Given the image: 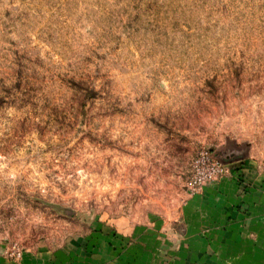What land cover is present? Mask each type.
Here are the masks:
<instances>
[{
	"label": "rangeland",
	"instance_id": "obj_1",
	"mask_svg": "<svg viewBox=\"0 0 264 264\" xmlns=\"http://www.w3.org/2000/svg\"><path fill=\"white\" fill-rule=\"evenodd\" d=\"M203 147L264 159V0H0L11 255L176 214Z\"/></svg>",
	"mask_w": 264,
	"mask_h": 264
},
{
	"label": "crops",
	"instance_id": "obj_2",
	"mask_svg": "<svg viewBox=\"0 0 264 264\" xmlns=\"http://www.w3.org/2000/svg\"><path fill=\"white\" fill-rule=\"evenodd\" d=\"M213 153L233 155L223 161L232 172L201 193L185 187L176 214L99 219L65 243L19 257L7 245L0 264H264V159L236 147Z\"/></svg>",
	"mask_w": 264,
	"mask_h": 264
},
{
	"label": "built area",
	"instance_id": "obj_3",
	"mask_svg": "<svg viewBox=\"0 0 264 264\" xmlns=\"http://www.w3.org/2000/svg\"><path fill=\"white\" fill-rule=\"evenodd\" d=\"M232 172L230 164L220 160L208 147H203L192 162L191 176L186 188L191 194L201 193L206 185L218 181ZM14 249L12 255L20 256ZM16 253V254H15Z\"/></svg>",
	"mask_w": 264,
	"mask_h": 264
},
{
	"label": "water",
	"instance_id": "obj_4",
	"mask_svg": "<svg viewBox=\"0 0 264 264\" xmlns=\"http://www.w3.org/2000/svg\"><path fill=\"white\" fill-rule=\"evenodd\" d=\"M237 155V154H236ZM238 156V155H237ZM236 157V156H235ZM232 158H234V156L232 155V156H228V157H225V156H222V159H223V161L224 160H231Z\"/></svg>",
	"mask_w": 264,
	"mask_h": 264
}]
</instances>
